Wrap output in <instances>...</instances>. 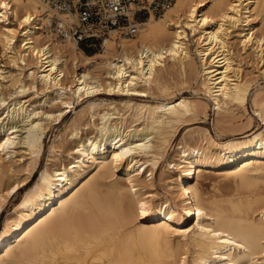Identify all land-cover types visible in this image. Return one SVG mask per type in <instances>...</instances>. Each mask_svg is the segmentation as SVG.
<instances>
[{
	"label": "bare ground",
	"instance_id": "obj_1",
	"mask_svg": "<svg viewBox=\"0 0 264 264\" xmlns=\"http://www.w3.org/2000/svg\"><path fill=\"white\" fill-rule=\"evenodd\" d=\"M48 16L37 0H0L2 55L20 70L0 69V80L9 79L14 95L38 84L49 106L39 112L0 96V214L24 191L0 231V264H264V129L248 123L223 140L202 128L183 134L170 171L160 172L169 198L156 201L152 191L178 129L208 107L177 86L197 74L222 124L235 118L233 108L245 110L257 81L242 75L233 41L254 54L264 76V0H175L134 37L112 33L91 57L54 38ZM166 64L178 82L164 79ZM100 93L106 98L96 99ZM154 94L160 98L146 100ZM83 98L70 161L47 158L30 185L49 124ZM250 100L264 126V91L255 88ZM85 117L94 134L81 138ZM211 172L218 177L209 189L203 178Z\"/></svg>",
	"mask_w": 264,
	"mask_h": 264
},
{
	"label": "rangeland",
	"instance_id": "obj_2",
	"mask_svg": "<svg viewBox=\"0 0 264 264\" xmlns=\"http://www.w3.org/2000/svg\"><path fill=\"white\" fill-rule=\"evenodd\" d=\"M43 33H45V32L43 31ZM233 46H234L235 58H236V61L241 68L242 75L248 79L252 78L255 81H257L250 88L251 90H250V94H249L248 99H247V103L245 105V110H242L241 108H233V111L234 110L235 111L232 112L231 116H234L236 114L234 116L235 118L231 117V120H229V122L222 124V122L216 121L215 118H217L218 116L217 115H216L217 117L215 116L214 112L212 111L211 104L207 101V98L204 97L202 95V92L198 89L200 79H199L197 74L192 75L191 77H188L189 78V80H188L189 84L188 83L185 84L184 86H182V88L180 86H177L176 90H179V92H181L182 95H184V96L187 95V97L191 96L190 98H194L197 100L200 99V101L204 100L203 102H207L208 107L205 110V116L203 114H200L198 119H196L195 121H190L189 123L186 124V126L180 127L178 129L177 136L174 138V140L170 143L169 147L167 148V150L164 154L163 161H162L160 167L156 170L155 175H154L152 191H154V193L157 195V197L155 198L156 201L163 200L165 197L169 198V195L165 191L166 190L165 183L167 182L166 178L162 179L160 177V172H161V170H163V168H165V170H166L165 172L170 171L169 169H166V163L170 159H172L173 148L176 145V143L181 139L183 134L188 133V132H193V131H199L202 129H207L213 138H216L218 140H223V139L230 137L232 134H236V133L240 132L241 130L245 129L248 126V123H250V126L253 127L254 130L260 131V130L264 129V126H262L261 120L257 116H255L253 113V106H252V103L250 100L251 93L254 91L255 88L264 91V76H262L259 73V71H257V66H258V68H261V66L259 64L257 65L256 59L254 58L255 56L251 51L243 52L240 49L236 40L233 41ZM188 47H189L191 56L194 58L196 68L198 70V60L195 57L194 52H193V50H194L193 42H191V41L188 42ZM78 49L89 57L94 56V54L99 52V50H97L96 48H88V52L84 51L81 46H78ZM1 55H2V50L0 47V69L2 70L1 73L4 76L14 75V74H17L18 72H20V70L17 67L13 66L12 63L6 57H4L3 55L1 56ZM97 62H98V60H97ZM91 63H93V62H91ZM92 65L93 64H89L88 68H92ZM68 66L70 67V65H68ZM167 66H169V67H167ZM28 68H24L23 71H21L23 75L26 76V74L28 73V71H27ZM81 69L82 68H80L78 70V72H80ZM162 72L164 74V79L166 77L167 82L169 81L168 83L173 84L176 81L178 82L179 77H178L174 67L170 66L169 64H166V67ZM166 72H167V74H166ZM172 79H174V80H172ZM23 80L27 85L29 80L25 77L23 78ZM36 89L37 90L32 89V88H28L23 94L14 95L15 90L11 86L9 79H6L4 81L0 80V96H2L5 99V105L9 104L13 101H16V100H21L23 98L22 100L26 101L25 106L27 108L33 107L37 110L39 109L38 111L41 112V110H45L49 106L47 104L46 105L42 104L44 97H43L42 93L40 92L38 84H37ZM179 92L178 91L175 92L176 95L174 96L173 99L179 97V95H180ZM49 96L51 97L52 95H49ZM156 97L160 98L159 96L154 94L153 96L146 98V100L149 99L147 101H152ZM95 98L98 100L105 99L106 95L104 93H100ZM142 99H145V98H142ZM85 100H86L85 98L79 99L77 102H74L73 105L69 106L67 109L64 108L63 112H62L63 113L62 117H60V119H57V120H55L49 124V126L46 130L45 137L43 138L42 155L38 161L37 169L31 177L30 185H32L33 182L37 179L39 171L44 167V164L46 163L47 158L50 157V160L48 161L50 163L51 162L57 163V164L61 163L64 165H66L70 161L67 154L72 151V149L74 148V145H75V139L71 138V136H70L71 129H72V123H73V121H75L73 115L76 111L80 110L83 107V105L85 104ZM54 105H57V103ZM4 106L1 108H4ZM11 117H12V115H10L8 118L6 117L5 119L10 120ZM248 118L250 119L249 122L247 121ZM90 122H91L90 120L88 121V117H85V119L81 122L78 136H80L81 138H84L85 136H92L94 134L93 129H92V125H90ZM86 124H88V125H86ZM223 125L226 127L228 126L227 127L228 129L226 127H225L226 128L225 129ZM52 142L55 143L56 147H55L54 153L49 154L48 153L49 146L51 145ZM26 157L27 156L25 155L21 160L25 161ZM21 162L22 161H20V163H18V162L15 163L14 168L18 169L19 165H17V164H21ZM145 175H147V174H145ZM205 175H207V174H205ZM212 175L213 174L211 172L210 174L208 173V176H209V177L207 176L208 178L206 176H205V178H203V183L207 186L209 185V189H210V184L212 182L217 181V177H218L216 173L213 175L214 177L216 176L215 178L214 177L212 178ZM18 176H19V179L24 178L25 177L24 172H22V171L19 172L17 174L16 178H18ZM207 179H209L210 181ZM213 179H215V180H213ZM12 180H14V178ZM12 180H9V182H12ZM23 193H24V191L22 190L16 196L11 198L9 200L7 206H6V209L0 214V231L2 230V225H3V222H4L6 215L12 211L15 203H17L20 200Z\"/></svg>",
	"mask_w": 264,
	"mask_h": 264
},
{
	"label": "built area",
	"instance_id": "obj_3",
	"mask_svg": "<svg viewBox=\"0 0 264 264\" xmlns=\"http://www.w3.org/2000/svg\"><path fill=\"white\" fill-rule=\"evenodd\" d=\"M47 12L49 33L76 46L101 49L112 33L134 37L150 17L175 0H37Z\"/></svg>",
	"mask_w": 264,
	"mask_h": 264
},
{
	"label": "trees",
	"instance_id": "obj_4",
	"mask_svg": "<svg viewBox=\"0 0 264 264\" xmlns=\"http://www.w3.org/2000/svg\"><path fill=\"white\" fill-rule=\"evenodd\" d=\"M83 48L84 51L88 52V48H86L84 45L81 46Z\"/></svg>",
	"mask_w": 264,
	"mask_h": 264
}]
</instances>
